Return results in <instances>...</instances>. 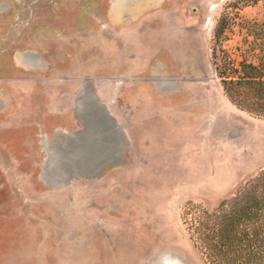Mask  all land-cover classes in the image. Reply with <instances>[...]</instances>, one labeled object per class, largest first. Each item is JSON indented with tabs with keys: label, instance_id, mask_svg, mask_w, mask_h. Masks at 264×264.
Wrapping results in <instances>:
<instances>
[{
	"label": "rangeland",
	"instance_id": "rangeland-1",
	"mask_svg": "<svg viewBox=\"0 0 264 264\" xmlns=\"http://www.w3.org/2000/svg\"><path fill=\"white\" fill-rule=\"evenodd\" d=\"M253 23L264 0H0V264H212L264 171Z\"/></svg>",
	"mask_w": 264,
	"mask_h": 264
},
{
	"label": "trees",
	"instance_id": "trees-1",
	"mask_svg": "<svg viewBox=\"0 0 264 264\" xmlns=\"http://www.w3.org/2000/svg\"><path fill=\"white\" fill-rule=\"evenodd\" d=\"M253 24V32L264 37V28L256 29L264 23ZM250 67L251 73H245L244 78L264 90V59ZM215 221L217 238L211 240V247L206 246L208 251H215L206 252L212 264H221V260L225 264H264V171Z\"/></svg>",
	"mask_w": 264,
	"mask_h": 264
},
{
	"label": "bare ground",
	"instance_id": "bare-ground-1",
	"mask_svg": "<svg viewBox=\"0 0 264 264\" xmlns=\"http://www.w3.org/2000/svg\"><path fill=\"white\" fill-rule=\"evenodd\" d=\"M173 257V256H172ZM169 260V258H167ZM183 264V262H181Z\"/></svg>",
	"mask_w": 264,
	"mask_h": 264
}]
</instances>
